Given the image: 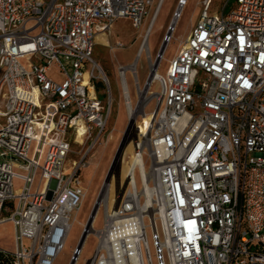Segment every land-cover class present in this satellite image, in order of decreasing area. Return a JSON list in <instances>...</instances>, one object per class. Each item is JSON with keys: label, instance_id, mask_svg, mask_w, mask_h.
Masks as SVG:
<instances>
[{"label": "built area", "instance_id": "built-area-1", "mask_svg": "<svg viewBox=\"0 0 264 264\" xmlns=\"http://www.w3.org/2000/svg\"><path fill=\"white\" fill-rule=\"evenodd\" d=\"M187 1L179 0L174 17ZM231 1L212 14L214 0H201L200 18L165 74V54L158 55L143 87L140 57L118 66L125 101L128 72L135 80L144 127L134 154L145 164L147 156L159 194L148 213L137 196V172L144 181L137 169L116 206L100 197L104 226L92 221L87 232L98 238L87 264H167L165 254L168 264H264V0H234L226 14ZM153 3L0 0V225L15 228V250L0 251L9 264H54L64 250L87 195L81 171L111 114L110 81L94 57L97 37L118 19L141 29ZM99 78L108 101L98 94ZM87 237L69 264L78 263Z\"/></svg>", "mask_w": 264, "mask_h": 264}, {"label": "rangeland", "instance_id": "rangeland-1", "mask_svg": "<svg viewBox=\"0 0 264 264\" xmlns=\"http://www.w3.org/2000/svg\"><path fill=\"white\" fill-rule=\"evenodd\" d=\"M225 1L226 0H214L210 13H221ZM178 2L179 0H154L148 21L141 27V29L138 30L134 28L132 23L128 20L120 19L115 23L112 29V34H109L107 38L103 35L99 39L103 45L98 44L95 47V60L106 73L110 81L112 96L111 114L107 126L103 131L101 141L89 152L87 157V167L81 171L84 185L87 188V195L79 213L73 214L71 233L64 250L58 255L54 264H69L73 251L80 242L85 224L88 223L96 201L101 195L104 201V198L105 196L107 197V192L110 189L109 204L110 206H113L120 193L128 174L129 166L134 159V132L135 126H139L141 123L140 114H142V108L134 77L128 72L127 81L129 84L130 96L133 105L138 109V112L135 113L136 115L134 114L135 116L133 115V117L128 113L125 97L118 77V66L129 65L139 57L136 54L139 53L142 44L145 42V36L147 34V28L151 16L154 14L158 6L157 16L155 17L150 37L148 41H146L145 49L137 64L140 84L142 87L145 85L149 78L152 63L156 61L168 34L170 25L175 19L174 13L178 7ZM200 2L201 0H188L176 30L173 31V38L166 46L167 49L164 55V60L159 69L161 74H165L169 60L177 53L182 42L186 40L192 31L193 26L200 18L202 12ZM233 7L234 0H232L226 7L225 13L228 14ZM98 75L100 76L99 71ZM99 81L103 80L99 78ZM152 89L157 91L159 89L158 84H154ZM105 91V100L108 101L109 96ZM154 106L155 103H152L149 111H151ZM78 141H82V136H78ZM87 148L88 145H86L84 149L86 150ZM74 149L78 153L82 152V147L78 144H74ZM73 158L78 159L79 156L73 155ZM145 160L147 161V168L149 165L147 156L145 157ZM136 179L140 189L141 184L138 172L136 173ZM109 180V184L104 188L102 193L103 187ZM19 186V182H16V189H18ZM142 203H145L144 198H142ZM99 208L100 209L97 211L98 213L94 221L95 229H101L104 226V208L102 205H100ZM147 223H149L148 220ZM160 237H162L161 231ZM148 238L152 254L155 258V244L151 229H148ZM14 240L15 228L13 223L7 222L0 225V248L8 252H13L15 250ZM97 244L98 238L93 234L89 235L84 243L82 254L77 264H87V261L94 256ZM165 262L167 264L169 263L166 254Z\"/></svg>", "mask_w": 264, "mask_h": 264}, {"label": "bare ground", "instance_id": "bare-ground-1", "mask_svg": "<svg viewBox=\"0 0 264 264\" xmlns=\"http://www.w3.org/2000/svg\"><path fill=\"white\" fill-rule=\"evenodd\" d=\"M188 2V1H187ZM180 11V10H179ZM179 20H180V18H178V17H175V19L172 21V28H171V30H170V37H169V39L168 40H166V42H165V45L167 46V44H168V41H171L172 40V34H173V31H175L176 30V27H177V25H178V22H179ZM154 22H155V19H154ZM153 25H154V23H153ZM153 25H152V27H153ZM151 31H152V29H151ZM151 31H150V33H151ZM150 33L147 35V38H146V41H148V39H149V37H150ZM103 36V34H100V35H98V37H97V40L99 41V39L101 38ZM146 43L147 42H145V44L143 45V47L142 48H140V50H139V53L137 54V56H139V57H141L142 56V51L145 49V45H146ZM166 46H165V51H166ZM165 51H164V53H163V55L165 54ZM163 55H162V57H163ZM139 57H137V58H139ZM152 80H150V82L148 83V85L150 84V85H154L155 84V81L153 80V77L151 78ZM148 85H147V87H146V89L143 91V93H141L142 95V97H144V94L146 93V90H147V88H148ZM126 108H127V110H128V113L130 114V116L131 117H133V115L135 114V113H137L138 112V109L136 110L135 109V106L132 104V100H131V97H127L126 98ZM136 115V114H135ZM134 115V116H135ZM147 121V120H146ZM146 121L144 122L145 124H146ZM83 128L84 129V131H85V127H83V126H80V128ZM143 127H144V124H143V122L138 126V125H136L135 126V132H134V139H133V146H135L136 147V145H137V142H138V138H137V135L139 134V132L140 131H142L143 130ZM140 130V131H139ZM137 169H140V171H141V173H142V178H143V182H142V184H141V187H140V189L138 188L137 189V196H138V198H144L145 199V203H144V205L148 208V213H151L152 212V205H153V195H154V193H155V191H156V193H158L159 194V188H158V186H157V184H156V186H153V184L151 183V174L148 172V170H147V168H146V164L144 163V161L142 160V158H141V154H138V155H136V154H134V159H133V161H132V163L130 164V166H129V170H128V174H127V176H126V179H125V182H124V184H123V186H122V188H121V190H124V189H126L127 188V184H128V180L130 179V178H132V177H134V175H133V171L135 172ZM110 180H111V178H110ZM110 180L108 181V183H106V185H105V187L104 188H106V186L109 184V182H110ZM135 182H136V184H137V179H136V177H135ZM154 188H156V190L154 189ZM120 190V191H121ZM109 191H110V189H109ZM109 191L107 192V197L105 196V198H104V201H103V199H102V195H101V202H104L103 204H104V206H106V204H108L109 203ZM118 198V197H117ZM117 205V199H116V201H115V203H114V205L113 206H116ZM112 206V207H113ZM100 209V208H99ZM99 209H98V211H99ZM81 210V209H80ZM98 213V212H97ZM97 215V214H96ZM95 219H96V216L94 217V220L93 221H95ZM94 223V222H93ZM93 223H92V225H91V227H93Z\"/></svg>", "mask_w": 264, "mask_h": 264}, {"label": "water", "instance_id": "water-1", "mask_svg": "<svg viewBox=\"0 0 264 264\" xmlns=\"http://www.w3.org/2000/svg\"><path fill=\"white\" fill-rule=\"evenodd\" d=\"M171 28H172V23H171V25H170V28H169L168 34H167V36H166V38H165V41H164V43H163V45H162V47H161V49H160L159 56L162 55L163 52H164V50H165V46H166V45H165V42H166V40L170 37V30H171ZM99 203H100V199H98V200L96 201V204H95V206H94V209H93V211H92V214L90 215L89 221H88V223H87V225H86V227H85V229H84V232H83V234H82L81 241H80V244H81V245H82V243L84 242L85 238L87 237V232H88V230L90 229L91 224H92V221H93V219H94V217H95V215H96V213H97V211H98Z\"/></svg>", "mask_w": 264, "mask_h": 264}, {"label": "trees", "instance_id": "trees-1", "mask_svg": "<svg viewBox=\"0 0 264 264\" xmlns=\"http://www.w3.org/2000/svg\"><path fill=\"white\" fill-rule=\"evenodd\" d=\"M96 87H97V91H98V94H99L100 98L103 101H105V98H106V95L104 94V91L106 89L105 83L103 81H99L98 80L96 82ZM83 133H84V129L81 127L79 129L78 136L79 137L82 136ZM9 262H10V258L6 254H4L3 252L0 251V264H9Z\"/></svg>", "mask_w": 264, "mask_h": 264}, {"label": "crops", "instance_id": "crops-1", "mask_svg": "<svg viewBox=\"0 0 264 264\" xmlns=\"http://www.w3.org/2000/svg\"><path fill=\"white\" fill-rule=\"evenodd\" d=\"M118 20H120V19H118ZM118 20H117V21H118ZM125 20H128V21H130V22L132 23V21H131L130 19H125ZM117 21H116V22H117ZM147 21H148V19H147ZM147 21H146V22H147ZM116 22H115V23H116ZM115 23H114V25H115ZM114 25L112 26V29H113ZM132 26H133V24H132ZM133 27H134V26H133ZM110 34H112V31H111ZM104 36H105L106 38L108 37V35H104ZM98 44H102V45H103L102 42H100V41L97 40V45H98ZM137 53H138V52H137ZM136 55H137V54H136ZM135 61H136V60H135ZM135 61H134V62H135ZM132 63H133V62H132ZM120 86H121V85H120Z\"/></svg>", "mask_w": 264, "mask_h": 264}]
</instances>
